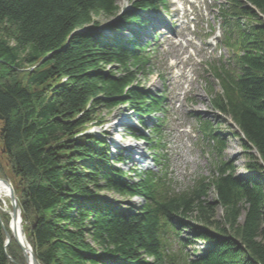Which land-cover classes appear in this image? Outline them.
<instances>
[{
	"label": "trees",
	"instance_id": "trees-1",
	"mask_svg": "<svg viewBox=\"0 0 264 264\" xmlns=\"http://www.w3.org/2000/svg\"><path fill=\"white\" fill-rule=\"evenodd\" d=\"M130 2L123 11L118 0H0V177L14 183L36 257L41 264H264V0H225L234 53L213 69L220 86L210 90L212 106L243 134L235 133L248 173L224 159L222 133L207 120L216 153L210 175L182 189L163 168L129 177L114 167L110 145L85 132L102 122L99 108L128 104L141 117L162 110L161 98L139 86L151 69L140 35L150 24L143 13L165 0ZM116 15L104 24L107 34L97 31L96 17ZM152 131L138 137L157 153L161 130ZM105 190L142 203L120 209L101 197ZM10 222L0 207V264H28L14 237L6 245ZM198 240L205 249L190 252Z\"/></svg>",
	"mask_w": 264,
	"mask_h": 264
},
{
	"label": "rangeland",
	"instance_id": "rangeland-1",
	"mask_svg": "<svg viewBox=\"0 0 264 264\" xmlns=\"http://www.w3.org/2000/svg\"><path fill=\"white\" fill-rule=\"evenodd\" d=\"M118 3L123 11L131 8L130 0H118ZM224 3L225 0H170L171 17L173 18L163 19L162 24L159 22L161 20L159 15L151 13L152 17H156L155 15L158 17L154 18L153 21H155L147 28L141 30L140 39L144 36L143 42L148 39L152 40V43L148 45V50L151 51L154 73L150 74L149 78L147 76L141 78L139 86L152 94H166V116L160 126L162 129L161 138H163L161 152L165 158L163 163L168 168V176L174 181L177 189L190 185L198 175H210L211 163L216 157V153L212 152L213 142L211 139L204 138L198 129L200 120L211 121L216 127H219L226 145L223 151L224 159L234 161L239 175L245 176L248 173L245 168L247 158L243 152L241 139L235 135L238 131L237 126L229 116H225L212 106L213 95L208 92L209 87L216 89L219 85L206 70L205 62L215 64L221 60L229 59L231 56L229 49L222 43L224 25L220 9ZM149 14L150 12H147L146 15ZM96 18L100 23L97 31L107 34L109 31L104 27V24L118 21L119 15ZM130 27L135 31V25L131 24ZM174 30L178 34L176 37L180 40L190 39L195 44L194 47L188 46L182 54L183 58L191 55V61L194 63V68L190 72V78L193 81L192 90L187 93L186 98H184V92L187 90L188 83L172 85L170 79L171 76L177 78L174 74L179 71V68L173 65L175 58L167 44V37L171 33L166 32ZM134 31H125L121 35L132 37ZM218 33L222 34L221 38H218ZM155 35H158L157 40L153 38ZM210 36L212 37L209 38ZM190 68L191 64L184 65L185 71H189ZM99 114L102 122L88 125L85 132L96 135L110 145L111 161L114 163V167L124 170L129 177L133 174V168H136L137 171L147 169L155 172L160 171L161 166H155L153 162L155 154L151 142L139 140L140 137H138L143 134L151 135L153 124L150 118L155 115L140 117L128 104L120 105L112 110L99 108ZM123 119L126 121L121 122ZM135 145L140 146L138 153L128 154L126 147ZM118 154L124 158V162H117ZM136 158H139L140 162H137ZM101 197L112 205H117L120 209H132V206L136 207L142 203L140 197L131 198L106 190L101 192ZM6 203L10 205L9 198ZM0 204L5 205V202L0 200ZM187 236L184 233L181 237ZM89 239L91 240V238ZM170 241L172 250L180 247L175 238H170ZM205 246L204 242L198 240L187 249L190 252L195 250L200 253L205 249Z\"/></svg>",
	"mask_w": 264,
	"mask_h": 264
},
{
	"label": "bare ground",
	"instance_id": "bare-ground-1",
	"mask_svg": "<svg viewBox=\"0 0 264 264\" xmlns=\"http://www.w3.org/2000/svg\"><path fill=\"white\" fill-rule=\"evenodd\" d=\"M187 44H188V46H192V47L194 46V42L192 40H188ZM168 46L172 49V54L176 58V64L181 69V71L179 73L180 80H182L183 82H187L189 84V86H191L193 81H192V79H190L189 72H186L182 68V65H183V63L185 61H189L190 62L192 60L191 57H189V56L187 57V59L181 57V53H183L186 48H184V46H181V41L178 42L177 40L174 39L173 36H169L168 37ZM124 121H126V119H123V121L121 120V122H124ZM126 148H127V153L131 155V153L133 154L134 152L139 151L140 146L135 145V146L126 147ZM135 160L137 162L138 161L140 162L139 158H136ZM10 182L12 183V185L14 184L12 180H10ZM13 187H14V185H13ZM14 190H15V188H14ZM9 192L10 191H9L8 187L6 185L0 183V200L5 202V205L4 204H0V207L3 210H5L6 212H8L9 214H11L12 213V207H10V205H8V203H6L7 202V198H9ZM20 207H21V205H20ZM21 211H22V209H21ZM23 224H24L23 223V217L21 218V217L18 216V218L15 221L11 222V225H10L11 233H10V235H11V237H14L13 233H15L16 237L18 238V240L20 242H22L24 245H26L27 253L30 256L29 263L28 262L27 263L28 264H35L32 261L31 250L29 249V246H28V245H30V243H29V241H28V239L26 237V233H25V229H24V225ZM22 230L24 231V233H23ZM27 242H28V245H27Z\"/></svg>",
	"mask_w": 264,
	"mask_h": 264
},
{
	"label": "water",
	"instance_id": "water-1",
	"mask_svg": "<svg viewBox=\"0 0 264 264\" xmlns=\"http://www.w3.org/2000/svg\"><path fill=\"white\" fill-rule=\"evenodd\" d=\"M0 118H1V116H0ZM1 132H3V130ZM0 183L6 185L10 191L9 192V199H10V204L12 207V213L10 214L11 215V222L15 221L18 218V216L22 218L21 207H20V204L18 202V198H17L16 192L14 190L12 183L10 182L9 179L1 178V177H0ZM10 225H11V223H10ZM3 227L6 231V237H7L6 245H8L11 242L12 237H11L10 233L7 231V229L5 228L4 224H3ZM23 233H24V231H23ZM13 235H14L15 240L17 241V243L19 244V246L23 250L26 261L29 263L30 256L27 253L26 245H24L22 242H20L18 240L15 233H13ZM27 245H28V242H27ZM28 246H29V249L31 250V257H32L33 263L40 264V262H39L38 258L36 257L32 247L30 245H28Z\"/></svg>",
	"mask_w": 264,
	"mask_h": 264
}]
</instances>
